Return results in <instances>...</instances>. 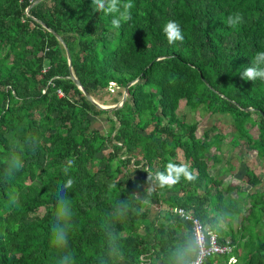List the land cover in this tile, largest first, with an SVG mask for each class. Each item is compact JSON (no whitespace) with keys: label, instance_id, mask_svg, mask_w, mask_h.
<instances>
[{"label":"trees","instance_id":"16d2710c","mask_svg":"<svg viewBox=\"0 0 264 264\" xmlns=\"http://www.w3.org/2000/svg\"><path fill=\"white\" fill-rule=\"evenodd\" d=\"M131 3L116 28L92 0H41L33 20L28 2L0 0V264H191L200 247L177 209L232 248L206 264H264V175L247 169L248 192L225 187L215 172L227 135L214 126L200 137L199 124L178 114L185 101L230 117L229 149L244 141L264 158V80L239 74L264 51V0ZM235 13L242 23L230 27ZM169 20L183 42L168 43ZM111 82L131 83L127 100L100 109L92 100ZM102 115L107 134L94 126ZM169 161L196 180L161 188L155 174ZM69 177L73 187L62 190ZM61 198L70 221L57 219ZM65 224L68 243L58 247L54 228Z\"/></svg>","mask_w":264,"mask_h":264},{"label":"clouds","instance_id":"9594fccd","mask_svg":"<svg viewBox=\"0 0 264 264\" xmlns=\"http://www.w3.org/2000/svg\"><path fill=\"white\" fill-rule=\"evenodd\" d=\"M132 7L133 4L131 3V0H92L93 10L97 12H103L105 15L111 16L112 17L111 23L116 28H119L122 22H128L131 19L130 10ZM242 20L243 17L239 13H235L227 18L226 23L230 27H236L240 23H242ZM163 32L166 35L169 44H174L178 41L183 42L184 40V35L182 34L181 26L176 21H172V20L167 21L163 26ZM239 74L241 78L245 81L255 82L258 79L264 80V51L257 52L256 55L252 58L250 66L245 67L243 71H240ZM93 100L98 102L96 99ZM107 107H112V106H107ZM13 164L14 167L17 169H19L22 166L18 158L15 157L13 158ZM72 165H73V161L69 160L67 166L63 168V173L65 176H68L69 170L72 167ZM181 177H183L185 180L189 182L194 181L197 178L196 175L190 170L187 164H183V163L178 164V163H174L173 161H169L166 164L164 171H158L155 174V179L158 181L159 186L161 188L165 186L172 187L176 185L177 183L180 182ZM149 178H151V175ZM73 184H74L73 179L69 177L66 181L62 183V190L71 189L73 187ZM10 201L12 205H18L19 203L17 197H10ZM56 215L58 220L62 219L65 221H70L72 216V209L70 206V202L68 200L63 198L58 199ZM53 243L58 247L67 245L68 243L67 224L58 228H54ZM60 264H68V257L67 256L63 257L60 261Z\"/></svg>","mask_w":264,"mask_h":264},{"label":"rangeland","instance_id":"374dc122","mask_svg":"<svg viewBox=\"0 0 264 264\" xmlns=\"http://www.w3.org/2000/svg\"><path fill=\"white\" fill-rule=\"evenodd\" d=\"M113 91V90H112ZM105 92L100 94L97 101L103 106H118L124 98L125 91L122 88H117L115 92ZM180 117H184L187 122L198 123L200 137L208 131L212 130L214 126L218 128V132L226 134V140L224 144L223 163L219 165L215 174L220 173V178L225 181V187L230 183L234 182L237 185L244 186V191H250V187L243 185L242 175L246 173L247 169L264 175V158L259 159L257 154L248 149L245 142H241V146L234 149H229L228 143L231 133V118L228 116L212 115L209 112L201 111L194 112L186 105L185 101H182L178 111ZM94 126L98 128L103 134H107L110 124L106 119V115L99 116L94 122ZM216 133V132H214ZM213 133V134H214ZM181 159V157L179 158ZM234 167V168H233ZM239 180V181H238ZM155 209V208H154ZM238 226V223L235 226Z\"/></svg>","mask_w":264,"mask_h":264},{"label":"built area","instance_id":"2783aa9c","mask_svg":"<svg viewBox=\"0 0 264 264\" xmlns=\"http://www.w3.org/2000/svg\"><path fill=\"white\" fill-rule=\"evenodd\" d=\"M23 3L28 2L29 8L26 10L28 18L32 19V9L37 6L40 0H21ZM33 20V19H32ZM118 87L112 82L110 90L115 92ZM62 94L61 91H59ZM174 213L186 221L193 223L194 231L196 234L197 244L200 247V254L197 261L191 264H206V259L213 255H229L232 252V248L229 245H222L220 243L219 236L212 232L207 231L200 219L196 218L192 213L187 212L184 209L174 210ZM230 261L236 263L235 258L231 257Z\"/></svg>","mask_w":264,"mask_h":264},{"label":"water","instance_id":"95a60500","mask_svg":"<svg viewBox=\"0 0 264 264\" xmlns=\"http://www.w3.org/2000/svg\"><path fill=\"white\" fill-rule=\"evenodd\" d=\"M68 59H69V64L71 65V58H70V54H69V53H68ZM72 73H73V72H72ZM75 79H76L77 83L79 84V81L77 80V78H75ZM130 85H131V83H129V84L127 85V87H126V89H125V95H124V98H123L121 104L118 105V106L104 107V106L100 105L98 102H96V101H94V100H92V101H93L94 103H96L97 106H98L100 109L110 110V111H112V110H117V109L121 108V107L124 105V103L126 102V100H127V89H128V87H129ZM83 90H84V89H83ZM84 94H85L86 96H88V98H91L90 94H89L86 90H84Z\"/></svg>","mask_w":264,"mask_h":264}]
</instances>
